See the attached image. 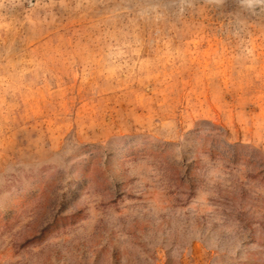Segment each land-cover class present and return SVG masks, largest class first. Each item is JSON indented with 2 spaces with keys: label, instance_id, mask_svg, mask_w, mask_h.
Here are the masks:
<instances>
[{
  "label": "rangeland",
  "instance_id": "374dc122",
  "mask_svg": "<svg viewBox=\"0 0 264 264\" xmlns=\"http://www.w3.org/2000/svg\"><path fill=\"white\" fill-rule=\"evenodd\" d=\"M0 264H264V0H0Z\"/></svg>",
  "mask_w": 264,
  "mask_h": 264
}]
</instances>
